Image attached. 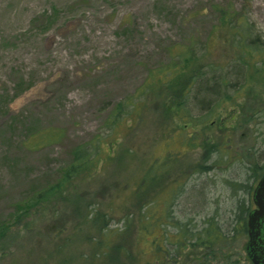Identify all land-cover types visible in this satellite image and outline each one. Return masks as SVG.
I'll list each match as a JSON object with an SVG mask.
<instances>
[{
	"label": "rangeland",
	"instance_id": "374dc122",
	"mask_svg": "<svg viewBox=\"0 0 264 264\" xmlns=\"http://www.w3.org/2000/svg\"><path fill=\"white\" fill-rule=\"evenodd\" d=\"M229 4L264 40V0H0V223L11 225L9 238L0 242V264H84L83 245L65 243L59 250L46 211L27 207L34 191L58 177L76 144L107 133L115 104L139 99L149 69L167 62L172 46L189 43L207 52L206 60L221 61L227 50L212 40L211 31L218 22L216 6ZM259 120L249 130L237 128L238 150L245 148L249 131L264 155V115ZM141 127L125 140L139 145L130 175L158 146L157 130L147 120ZM49 128L61 135L35 144L36 135ZM117 162L118 156L112 170ZM221 167L188 180L195 191L177 198V216H192L199 224L217 215L228 228L242 195L228 182L244 181L246 170L239 161ZM246 240L241 236L235 244L240 264H252Z\"/></svg>",
	"mask_w": 264,
	"mask_h": 264
},
{
	"label": "trees",
	"instance_id": "16d2710c",
	"mask_svg": "<svg viewBox=\"0 0 264 264\" xmlns=\"http://www.w3.org/2000/svg\"><path fill=\"white\" fill-rule=\"evenodd\" d=\"M216 11L211 37L227 50L221 61L206 60L210 55L189 43L172 46L167 62L149 69L139 99L129 96L115 104L107 133L76 144L58 177L34 191L27 207L46 211L59 250L65 243L83 245L79 259L84 264H240L235 244L241 236L248 238L247 216L264 155L254 148L249 131L244 149L238 150L234 139L237 128L249 130L264 115V40L230 4ZM228 119L233 122L227 124ZM146 120L157 130L158 146L130 175L139 145L125 140ZM60 135L59 129H45L35 144ZM115 149L120 170L111 168ZM235 161L246 177L228 182L242 192L228 228L217 215H206L199 224L192 216L176 215L177 198L192 190L187 187L191 177ZM10 226L0 223V242L9 238Z\"/></svg>",
	"mask_w": 264,
	"mask_h": 264
},
{
	"label": "water",
	"instance_id": "95a60500",
	"mask_svg": "<svg viewBox=\"0 0 264 264\" xmlns=\"http://www.w3.org/2000/svg\"><path fill=\"white\" fill-rule=\"evenodd\" d=\"M252 200L255 206L247 216L245 251L252 264H264V173L253 188Z\"/></svg>",
	"mask_w": 264,
	"mask_h": 264
},
{
	"label": "flooded vegetation",
	"instance_id": "af4514ba",
	"mask_svg": "<svg viewBox=\"0 0 264 264\" xmlns=\"http://www.w3.org/2000/svg\"><path fill=\"white\" fill-rule=\"evenodd\" d=\"M263 173H264V172H263ZM263 173H262V174H263ZM262 174H261V175H262ZM258 179H259V178H258ZM256 182H257V181H256ZM254 186H255V185H254ZM252 201H253V200H252ZM254 206H255V205H254V203H253L251 209H252ZM251 209H250V210H251ZM250 210H249V211H250ZM248 213H249V212H248ZM247 239H248V238H247Z\"/></svg>",
	"mask_w": 264,
	"mask_h": 264
}]
</instances>
